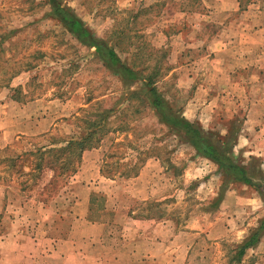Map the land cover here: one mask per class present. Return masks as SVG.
Returning a JSON list of instances; mask_svg holds the SVG:
<instances>
[{
    "label": "rangeland",
    "instance_id": "obj_1",
    "mask_svg": "<svg viewBox=\"0 0 264 264\" xmlns=\"http://www.w3.org/2000/svg\"><path fill=\"white\" fill-rule=\"evenodd\" d=\"M54 4L72 10L146 82L124 84L53 16ZM148 78L202 131L234 132L235 156L264 176V0H0V260L34 251V222L41 220V233L54 205L66 213L75 200L70 176L52 186V171L33 179L32 159H11L64 146L97 120L103 173L117 181L109 207L118 201L119 219L132 208L183 231L197 228L188 264L255 263L251 251L239 263L234 256L264 219V199L243 183L226 185L215 163L160 121L146 100ZM146 165L143 181H131ZM111 184H97L100 199ZM222 220L225 240L201 233Z\"/></svg>",
    "mask_w": 264,
    "mask_h": 264
},
{
    "label": "crops",
    "instance_id": "obj_2",
    "mask_svg": "<svg viewBox=\"0 0 264 264\" xmlns=\"http://www.w3.org/2000/svg\"><path fill=\"white\" fill-rule=\"evenodd\" d=\"M51 127L52 125L42 130L44 132H29L45 133ZM104 156L101 145L83 153L77 172L71 175L74 184L70 189L73 190L72 194L75 193V200L71 203L69 212L64 213L59 210L58 205H54L52 218L42 219V234L38 232L42 225L41 220L38 218L34 222L37 231L32 239L34 251L21 254L15 260L3 256L0 264H150L148 259L151 257L157 258L158 262L165 258L167 264L189 263L193 246L188 242L200 235L193 232L198 229L183 231L178 228L177 223L173 224L163 216L137 215L132 208H129L124 219H119L122 210L118 208V201L109 207V203L117 198L112 195L115 194L117 181L107 179L104 175ZM149 166L146 165L141 175L131 181H143L142 177ZM103 180L113 183L107 187L110 192L106 195L108 200L99 198L100 189L97 184L102 186ZM147 188L150 189L148 186ZM143 197L144 201L150 198ZM109 215L113 219L105 220ZM21 220L22 218L18 222L21 223ZM201 233H205L208 239L220 241L229 236V229L226 220H222L211 223L209 229ZM185 240L187 243H183ZM263 246L264 238L248 250L255 255L254 264H264Z\"/></svg>",
    "mask_w": 264,
    "mask_h": 264
},
{
    "label": "trees",
    "instance_id": "obj_3",
    "mask_svg": "<svg viewBox=\"0 0 264 264\" xmlns=\"http://www.w3.org/2000/svg\"><path fill=\"white\" fill-rule=\"evenodd\" d=\"M52 10L53 16L60 21L71 35L76 37L83 45L95 48L105 66L118 75L124 84L129 86L137 82H146L147 78L144 79L133 67L124 63L116 49L110 46L107 40L95 36L72 10L58 4H54ZM148 79L150 82L146 84V100L156 111L160 121L166 124L181 140L192 146L199 155L215 163L225 184L228 181L243 183L255 188L264 199V176L261 170L257 173L253 172L249 165L240 162L235 156L236 134L234 135V132H232L221 138L213 133L202 131L199 125L184 118L180 111L174 109L168 100L158 92L154 86V79ZM12 91L18 93L19 89H13ZM13 99L17 102L21 101L14 96ZM107 119L104 118V122ZM102 125L104 126L103 123ZM103 126H101V121H88L82 134L80 133V137L65 142L64 146L58 147L57 144L51 143L49 146L36 147L32 151L17 154L11 161L17 163L32 159L30 162L31 170L27 175L32 176L33 179H40L45 170H50L53 172L51 183L53 186L59 178H69L77 172L85 151L97 148L100 145V131L104 129ZM20 173L26 172L20 170ZM263 236L264 219L239 246L234 261L241 262L247 251L255 247Z\"/></svg>",
    "mask_w": 264,
    "mask_h": 264
}]
</instances>
